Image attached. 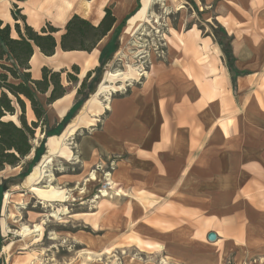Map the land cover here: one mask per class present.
<instances>
[{
  "label": "crops",
  "instance_id": "0c3cea01",
  "mask_svg": "<svg viewBox=\"0 0 264 264\" xmlns=\"http://www.w3.org/2000/svg\"><path fill=\"white\" fill-rule=\"evenodd\" d=\"M144 1L0 0V22L10 27L11 38L18 39L15 26L22 29L24 22L37 32L46 25L57 30L54 53L45 56L34 47L25 71L32 81L41 80L42 68L60 73L65 91L60 98L48 103L51 88L36 92L49 138L74 119L63 124L87 73L88 83L101 62L104 71L116 57L120 42L131 38L125 29L141 17ZM184 3L204 13L203 21L176 32L182 46L170 48L166 62L155 63L139 83L111 98L99 127L81 137L79 147L90 162L111 167L108 180L117 195L109 196L111 206L98 223L103 243H123L136 232L166 264H221L231 248L264 245V0ZM14 7L24 21L13 17ZM107 9L115 21L90 51L61 49L73 16L97 27ZM217 26L230 38L231 71L212 33ZM93 110L90 103L78 110L80 123L65 134L91 126ZM1 194L0 264H5L10 253L5 249L12 245H5L1 227L6 193ZM130 216L141 218L130 222ZM208 233L215 234L214 241Z\"/></svg>",
  "mask_w": 264,
  "mask_h": 264
},
{
  "label": "rangeland",
  "instance_id": "374dc122",
  "mask_svg": "<svg viewBox=\"0 0 264 264\" xmlns=\"http://www.w3.org/2000/svg\"><path fill=\"white\" fill-rule=\"evenodd\" d=\"M177 3L182 5L178 6L179 10ZM203 17L204 13L193 12L184 0H145L141 17L127 30H131V38L120 42L116 57L104 66L102 77L91 84V93L88 94L86 87L84 97L77 98L70 115L74 119L66 129L59 136L49 138L42 127H38L31 139V153L18 166H6L0 171V196L2 192L10 195L8 201L5 200L6 205L3 201L1 217L5 245H12L5 264H159L154 248L141 243L138 238L142 237L133 235L136 232H130L123 243H103L105 232L99 230L98 223L103 219V211L111 206L110 197L117 192L111 184L108 196L98 194L110 178L111 167L102 168L99 160L90 162L88 157L82 156L79 142L86 133L99 127L111 98L139 83L155 63L166 62L170 48L182 46L176 32H183L193 22H202ZM142 70L146 73L141 76ZM106 74L109 78L103 83ZM9 81L14 82L11 78ZM89 103L94 108L88 112L90 122L95 120L93 124L79 128L72 136L65 134L71 124L75 127L80 123L79 111ZM25 105V119L30 125L33 118L26 100ZM97 111H101L99 116ZM10 119L18 123L17 116L5 120ZM46 157L50 158L51 165L44 176L37 185H27V176ZM91 174L96 180H89ZM15 183L18 184L12 185ZM54 191L55 196H49ZM67 195L70 198L65 201ZM121 202L124 201H119L120 205ZM51 214L56 216L51 217ZM137 218L141 217L130 216L129 220L134 222ZM35 225L40 227L38 232H33ZM23 226L32 231L26 237L18 233ZM88 253L90 260L86 258ZM221 264H264V245L231 248L225 251Z\"/></svg>",
  "mask_w": 264,
  "mask_h": 264
},
{
  "label": "trees",
  "instance_id": "16d2710c",
  "mask_svg": "<svg viewBox=\"0 0 264 264\" xmlns=\"http://www.w3.org/2000/svg\"><path fill=\"white\" fill-rule=\"evenodd\" d=\"M12 14L15 19L24 21L16 7H14ZM114 21L108 9L105 10V15L97 27H93L89 22L78 16H73L67 22L65 32L61 36V49L64 51H90L96 42L111 29ZM15 31L18 39L11 38L10 27L2 25L0 22V171L6 166H18L31 153L33 149L31 139L34 136L35 129L45 125V111L37 99L36 92L46 93L51 88L47 98L48 103L60 98L65 92L60 84V73L42 68L41 80L32 81L29 74L25 72L29 69L28 62L33 55L34 47H37L45 56H51L54 53L56 43L53 33L57 30L50 25H46L40 32H37L24 22L22 29L19 25H16ZM212 33L221 48L225 63L231 71L234 60L231 55L230 38L218 26L212 28ZM103 65L104 63L101 62L95 76L88 83L91 73H87L77 90V94L83 95L86 87L88 88V94L91 93L93 89L91 84L98 81L102 76ZM72 69L73 72L78 70L76 67ZM9 78L14 82H10ZM67 79L77 82V79L70 74L67 75ZM88 94L85 95V99ZM25 100L28 101L36 119L30 125L25 119ZM72 111L73 109L63 120V124L69 121ZM14 116H17L18 123L11 119L5 120L7 117L9 119ZM46 134L48 136L47 131ZM37 151L35 149V154Z\"/></svg>",
  "mask_w": 264,
  "mask_h": 264
},
{
  "label": "bare ground",
  "instance_id": "6f19581e",
  "mask_svg": "<svg viewBox=\"0 0 264 264\" xmlns=\"http://www.w3.org/2000/svg\"><path fill=\"white\" fill-rule=\"evenodd\" d=\"M127 30L128 29H125V35H127V36H129V37H131V35H130V31L129 32H127ZM133 32V31H132ZM131 32V33H132ZM146 72H144L143 70L140 72V74H141V76L142 75H144ZM146 75V74H145ZM51 165V160H50V158L49 157H46L38 166H36L34 169H33V171H32V173L25 179V182H26V184L27 185H29V186H32L33 185V182L34 181H36L41 175L42 176H44V173L48 170V168H49V166ZM49 177H50V175H49ZM95 179V176L94 175H92L91 174V178H90V180H94ZM50 183V182H49ZM47 187V186H46ZM9 194L8 193H6L5 194V200L6 201H8V199H9ZM69 196H67L66 198H65V200L66 201H68L69 200ZM55 214V213H54ZM54 214H52L51 216L52 217H55L54 216ZM40 230V227L38 226V225H35V226H33V232H38ZM30 229H29V227H27V226H23L22 228H21V230H20V232H18L19 233V235L20 236H22V237H26V236H28V234L30 233ZM32 232V231H31ZM10 249V247H6V249L5 250H9ZM87 253V252H86ZM88 260H90L91 259V257H90V255H89V253L87 254V257H86Z\"/></svg>",
  "mask_w": 264,
  "mask_h": 264
},
{
  "label": "built area",
  "instance_id": "2783aa9c",
  "mask_svg": "<svg viewBox=\"0 0 264 264\" xmlns=\"http://www.w3.org/2000/svg\"><path fill=\"white\" fill-rule=\"evenodd\" d=\"M112 183L107 179V181L104 183V185L101 187V189L98 190V194L101 196V197H105V196H108V193L107 191L109 190V186L111 185ZM97 198V196H96ZM159 264H166L163 260H160Z\"/></svg>",
  "mask_w": 264,
  "mask_h": 264
},
{
  "label": "water",
  "instance_id": "95a60500",
  "mask_svg": "<svg viewBox=\"0 0 264 264\" xmlns=\"http://www.w3.org/2000/svg\"><path fill=\"white\" fill-rule=\"evenodd\" d=\"M215 238H216V236H215L214 233H208V235H207V239H208L209 241H214Z\"/></svg>",
  "mask_w": 264,
  "mask_h": 264
}]
</instances>
